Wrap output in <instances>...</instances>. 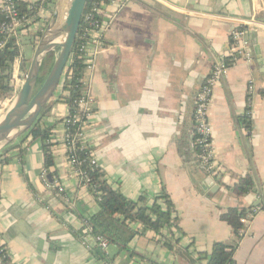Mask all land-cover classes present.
<instances>
[{"label":"crops","instance_id":"1","mask_svg":"<svg viewBox=\"0 0 264 264\" xmlns=\"http://www.w3.org/2000/svg\"><path fill=\"white\" fill-rule=\"evenodd\" d=\"M240 28L249 31L250 62L229 58L231 34ZM102 39L94 67L85 71L88 145L108 182L127 199L144 196L152 204L166 191L179 223L163 234L180 242L165 247L141 228L143 235L130 244L136 254L131 256L116 245L103 252L85 234V222L99 205L68 163L63 120L69 108L54 103L59 90L43 121L57 144L52 186L41 180L40 141H14L22 156L20 148H11L9 162L0 164V245L9 264H207L197 260L215 243L236 242L220 220L231 208L256 211L235 264H264V0H130ZM221 59L231 68L214 89L208 117L223 173L210 178L199 167L194 143L195 98ZM245 117L249 127L242 123ZM246 176L253 190L236 197L231 189Z\"/></svg>","mask_w":264,"mask_h":264},{"label":"trees","instance_id":"2","mask_svg":"<svg viewBox=\"0 0 264 264\" xmlns=\"http://www.w3.org/2000/svg\"><path fill=\"white\" fill-rule=\"evenodd\" d=\"M58 0H46L44 6L47 10L53 12ZM92 0H89L87 9ZM39 5H34L29 8V3L21 0L19 2V10L22 15H25L33 23L41 22L39 29L33 31V44L36 45L42 36V33L49 21L38 18ZM86 9V11H87ZM85 11V13H86ZM2 16H0V20ZM84 21L81 23L83 26ZM31 25H27L25 29L28 30ZM27 32L25 36L30 35ZM24 45L22 40L10 39L6 48L0 51V100L11 103L16 96V88L12 83V71L15 60L23 53ZM57 51L51 52L45 58L41 72L39 83H43L47 75L51 71L56 57ZM26 57V56H25ZM28 59H24V68H27ZM86 64L84 56L78 51V39L75 41L68 64L65 68L64 74L60 81L59 90H61L59 97L54 102L65 103L69 108V115L66 119L73 118L75 115V102L87 94V83L85 81ZM50 107L44 109L39 119L26 131L19 139L20 144L25 143L30 139V143L40 141L43 147L44 154V169H46L48 178L52 179L56 174L52 169L55 166L54 151L57 146L52 140V128L46 127L43 123L44 118ZM242 120V123L249 127L248 117ZM64 119L63 121H65ZM87 122V119H85ZM80 124L68 126L70 133H75ZM13 143L9 147L0 152V164L9 162L10 157L7 152L11 148H20V155L23 150L21 145ZM17 145V146H16ZM93 150L87 147L78 151L76 156L79 161H82L80 170L87 174L89 181L81 180V184H88L90 193L96 198L99 211L93 215L89 220V225L92 228V236H100L105 238L109 245H116L120 252H126L135 256L136 254L131 250L130 244L136 236L143 235V231H151L159 236L158 242H163L165 247L171 248L173 243L178 244L180 238L175 239L174 235L169 238L163 234L164 230L178 229L179 218L176 216V211L170 196L165 190L161 192L149 204L147 199L142 196L138 201L127 199L119 188L112 186L107 178L105 171L98 165H92L91 154ZM254 181L251 176L240 177L234 187L231 189L236 197H244L252 192ZM256 215V211L245 208H231L220 216V220L231 227L236 242L233 245L217 242L213 245L212 251L209 254H204L199 257L197 261L206 260L207 264H235L234 256L238 248L239 242L243 239L246 231V223L243 220L250 222ZM252 217V218H251ZM143 228V231H141ZM98 250V249H96ZM100 254V253H99ZM112 261V260H111ZM190 263L195 261L189 260ZM0 262L2 264H9L10 259L8 252L4 246L0 248Z\"/></svg>","mask_w":264,"mask_h":264},{"label":"built area","instance_id":"3","mask_svg":"<svg viewBox=\"0 0 264 264\" xmlns=\"http://www.w3.org/2000/svg\"><path fill=\"white\" fill-rule=\"evenodd\" d=\"M21 0H2L0 4V51L4 50L10 39L21 40L27 32L39 29L43 24L33 23L25 15H22L19 10V2ZM46 0H35L29 3V8L34 5H39L38 18L49 21L52 18V12L47 10L44 6ZM130 0H92L86 13L83 16V26H80L76 40L78 39V51L84 56L86 64V71L94 67L95 60L99 50L103 46V34L109 26V21L116 17L118 12L126 9L127 3ZM109 8L115 10L108 13ZM250 23V22H249ZM27 25L30 28L25 29ZM232 43L229 52L231 61L245 60L250 62L252 60L251 41L249 39V31L246 28L236 29L231 34ZM15 60L12 71V83L15 88L23 85L28 71L24 68L25 51ZM231 62L226 59L219 60L212 68L210 75L203 81L195 98V112H194V136L195 148L197 150V157L199 167L202 172L210 178H218L223 173L221 167L217 164L214 155L212 127L209 123V109L213 100L214 89L217 84L223 82L229 74ZM29 70V69H28ZM252 89V88H251ZM77 111L73 118L66 119L63 123L65 130L63 138V146L67 153V160L73 170L74 175L81 181H89L87 174L80 170L82 161H79L76 154L78 151L84 150L87 145L85 135L86 120L91 115V100L88 94L75 102ZM80 124L75 133L68 131V126ZM89 146V145H88ZM92 165H97L94 154H91ZM48 174L46 169L42 171L41 180L43 183L51 187L48 181ZM60 192L64 191L63 186L56 182ZM84 186L88 188V184ZM243 223H247L246 219ZM85 234L91 236L95 244L103 252L109 247V243L105 238L100 236H92V228L89 222H85ZM1 248V245H0ZM102 264H118L115 260H104ZM141 264H155L148 260H142Z\"/></svg>","mask_w":264,"mask_h":264},{"label":"water","instance_id":"4","mask_svg":"<svg viewBox=\"0 0 264 264\" xmlns=\"http://www.w3.org/2000/svg\"><path fill=\"white\" fill-rule=\"evenodd\" d=\"M88 2L89 0L57 1L55 13L44 29L35 49L27 78L15 96L16 99L14 98L16 100L15 110L12 114H5L0 120V152L28 131L55 97ZM57 50L59 53L51 71L37 88L45 58Z\"/></svg>","mask_w":264,"mask_h":264},{"label":"rangeland","instance_id":"5","mask_svg":"<svg viewBox=\"0 0 264 264\" xmlns=\"http://www.w3.org/2000/svg\"><path fill=\"white\" fill-rule=\"evenodd\" d=\"M56 5H57V4H56ZM55 9H56V7H55ZM55 9H54V11L52 12V16H53L54 13H55ZM37 23H39V22H37ZM46 27H47V26H46ZM28 34H30V35L22 36L21 40H22V43H23V45H24L25 56L27 55L25 58L28 59V62H27V68L29 69L30 64H31V61H32V58H33L34 53H35V49H36V47H37L39 41L37 42L36 45H34V44H33V40L31 39V36H33V31H30ZM58 51H59V50H57V52H58ZM58 53H59V52H58ZM40 85H41V83H38L37 88H38ZM21 87H22V85H20L19 87L16 88V96H17V94L19 93ZM58 93H59V90L56 92L55 97L58 96ZM55 97H54V98H55ZM15 99H16V98H15ZM15 99H14V100H15ZM14 100H13V101H14ZM13 101H12V102H13ZM12 102H11V103H12ZM11 103H9L8 101H2V100H0V120L3 118V116H5L6 111H7L8 107L10 106ZM49 104H50V103H49ZM49 104L45 107V109H47V108L49 107ZM13 143H14V142H13ZM13 143H12V144H13Z\"/></svg>","mask_w":264,"mask_h":264},{"label":"bare ground","instance_id":"6","mask_svg":"<svg viewBox=\"0 0 264 264\" xmlns=\"http://www.w3.org/2000/svg\"><path fill=\"white\" fill-rule=\"evenodd\" d=\"M15 107H16V100L12 104H10V106L8 107L6 111V114H12L15 110Z\"/></svg>","mask_w":264,"mask_h":264}]
</instances>
